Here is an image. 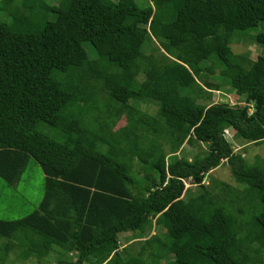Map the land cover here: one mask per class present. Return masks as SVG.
I'll list each match as a JSON object with an SVG mask.
<instances>
[{
	"label": "trees",
	"instance_id": "1",
	"mask_svg": "<svg viewBox=\"0 0 264 264\" xmlns=\"http://www.w3.org/2000/svg\"><path fill=\"white\" fill-rule=\"evenodd\" d=\"M40 1L0 0L16 5L0 22V178L31 160L44 173L37 208L0 218V264L53 248L57 264H264V162L224 132L264 142V0ZM221 87L243 104L211 101ZM223 160L241 190L209 176Z\"/></svg>",
	"mask_w": 264,
	"mask_h": 264
},
{
	"label": "rangeland",
	"instance_id": "2",
	"mask_svg": "<svg viewBox=\"0 0 264 264\" xmlns=\"http://www.w3.org/2000/svg\"><path fill=\"white\" fill-rule=\"evenodd\" d=\"M59 1L60 0H41L39 2V5L40 7L45 8L48 11H51L53 7L59 3ZM137 1L141 5H144L147 2V0H137ZM18 4L20 5V2H18ZM12 8H16V5L14 3H10L7 9H3L1 7V2H0V22L11 21L12 17L9 16L8 12H10V9ZM53 17L54 16L52 15V13H49V18L52 19ZM17 20H20V18L17 17L13 18V21H17ZM23 21H25L26 23L27 19ZM247 32L249 33L254 31H247ZM231 46L235 53L247 52L249 53L252 59H255V57L259 54L261 49L259 45L252 42L251 40L234 41L233 43H231ZM83 47L85 48L87 53L95 52L94 48L88 42H84ZM138 79L139 81H143L144 79L143 75H139ZM212 94L213 96L211 101L213 102L223 101L230 104H243V99L239 98L235 94H232V92H226L225 87H221L220 90L218 91H213ZM135 104L138 105L140 109L145 110L152 115H154L157 105L154 102L151 103L136 102ZM249 111H252L251 107H249ZM124 124H125V117L124 115H121L119 117V120L114 124L113 129L122 127ZM40 129L43 132L49 134L50 136L57 138L52 134V131L55 130L48 128L47 125L42 124L40 126ZM232 133H233L232 130L228 129L225 136L230 141V144L232 145L234 151L241 152V155L244 156L245 159L251 162L256 158L257 155H259L261 161L264 162V142L260 144H256L251 142H245L244 140H240V139L237 140L234 136H232ZM196 149H197L196 147L194 148L191 147L190 145L185 144L179 155L192 157V155H194V153L196 152ZM135 170L138 171L137 168H135ZM137 175L138 177H140L142 173L138 172ZM209 176L215 177L217 179L235 185L240 190L242 189V185L237 184L235 182L224 160L223 162H221L219 166L210 170ZM207 181H208V177L206 176L204 178V182L206 183ZM188 183L189 182L187 181L185 186L189 185ZM43 190H44V173L40 168V166L34 160H31L29 162L25 170L21 173V177L17 183L9 185L0 178V218L18 219L30 214L34 209L37 208L39 201L43 195ZM156 232L162 234L163 230L159 228H152L150 234H154ZM132 233L133 232L121 233L119 238V243L121 245H125L127 243L132 242L135 248H138L141 244L140 241H142L143 238H137ZM5 242L6 239L0 237V244L1 245L3 244L4 246ZM21 248L22 247H16L15 250H17V253L22 249L26 250V246L25 248L22 249ZM53 250L55 251L52 250L51 251L54 253H50L49 255L47 254L42 257H35L34 254H32L27 259L17 258L16 255L14 254L15 252L11 251L10 254L7 256L8 257L7 263L8 264H57V260L59 258L64 259L68 257V255L63 250L61 252H58L59 250L58 248H53ZM262 257L264 259V250L262 252Z\"/></svg>",
	"mask_w": 264,
	"mask_h": 264
},
{
	"label": "clouds",
	"instance_id": "3",
	"mask_svg": "<svg viewBox=\"0 0 264 264\" xmlns=\"http://www.w3.org/2000/svg\"><path fill=\"white\" fill-rule=\"evenodd\" d=\"M227 131H228V128H225V129H224V132L226 133Z\"/></svg>",
	"mask_w": 264,
	"mask_h": 264
}]
</instances>
